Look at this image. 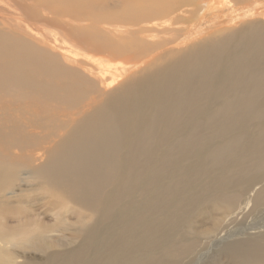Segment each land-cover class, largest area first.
Instances as JSON below:
<instances>
[{"label": "bare ground", "instance_id": "obj_1", "mask_svg": "<svg viewBox=\"0 0 264 264\" xmlns=\"http://www.w3.org/2000/svg\"><path fill=\"white\" fill-rule=\"evenodd\" d=\"M0 7V264H264V0Z\"/></svg>", "mask_w": 264, "mask_h": 264}, {"label": "rangeland", "instance_id": "obj_2", "mask_svg": "<svg viewBox=\"0 0 264 264\" xmlns=\"http://www.w3.org/2000/svg\"><path fill=\"white\" fill-rule=\"evenodd\" d=\"M1 8V7H0ZM236 27H238V24L236 23V24H234L233 23V28H236ZM202 36H208V35H202ZM202 36L200 37V38H202ZM199 38V39H200ZM59 197V196H58ZM58 200L59 201H65L66 199L65 198H61V197H59L58 198ZM68 209H70V204H63V206L60 208V210L59 211H61V212H66ZM256 216H258V217H256ZM262 218H261V216L260 215H255V217L254 216H249L248 218H244L240 223H237L236 225H234V227L232 228V231L228 234V235H226L225 236V238L224 239H228V238H235V236L236 237H240V235H241V233H245V232H247V231H250L251 229L250 228H252V227H255V226H259V225H261V223H262V220H261ZM250 220V221H249ZM247 224H246V223ZM248 222H250V223H248ZM256 223V224H255ZM258 223V224H257ZM244 224V225H243ZM246 224V225H245ZM238 228V229H237ZM248 229V230H247ZM239 230V231H238ZM234 231H235V234H234ZM240 234V235H239ZM243 234L241 235V236H243ZM59 235V237L60 238H63L64 236L62 235V234H58ZM226 237H228V238H226ZM223 240L221 239V240H218V241H215V242H213V243H211V245H207V246H209V247H207V246H204V247H202L201 248V250L198 252V255H197V258H196V260L195 261H197L198 263L200 262V261H204V260H207V259H204L205 257L206 258H208L211 254H212V252L214 251V248H215V246L217 245V244H219V243H221ZM214 243H217V244H214ZM211 246V247H210ZM213 246V247H212ZM203 249H204V253H203ZM202 251V252H201ZM210 253V254H209ZM203 254V255H202ZM206 254V255H205ZM205 256V257H204ZM208 256V257H207ZM202 257H204V258H202ZM201 258V259H200ZM200 259V260H199ZM197 262H194L193 264H196ZM190 264V263H189Z\"/></svg>", "mask_w": 264, "mask_h": 264}]
</instances>
